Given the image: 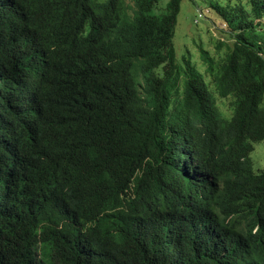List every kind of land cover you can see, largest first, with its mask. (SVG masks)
Masks as SVG:
<instances>
[{
  "label": "trees",
  "instance_id": "trees-1",
  "mask_svg": "<svg viewBox=\"0 0 264 264\" xmlns=\"http://www.w3.org/2000/svg\"><path fill=\"white\" fill-rule=\"evenodd\" d=\"M159 1L0 0V264H264V0H208L216 98Z\"/></svg>",
  "mask_w": 264,
  "mask_h": 264
},
{
  "label": "rangeland",
  "instance_id": "rangeland-1",
  "mask_svg": "<svg viewBox=\"0 0 264 264\" xmlns=\"http://www.w3.org/2000/svg\"><path fill=\"white\" fill-rule=\"evenodd\" d=\"M167 1L160 0L157 3L158 7H155L153 11L156 13L166 11ZM125 5L126 8L122 13V19L127 18V15L133 14V0H125ZM198 13H202L203 17L198 19ZM230 34L229 27L225 25L223 18L209 6L208 0L182 1L174 36V43L177 49V62L180 64L182 72L180 80L182 87L185 81V74L183 73L185 62L183 57L187 56L195 68L202 73L208 84V88L216 98L215 88H213L211 82L212 72L217 71L219 58L216 56L228 51L234 43V38ZM203 50L208 51V55L212 57L213 62H209L204 58ZM161 69V67L157 68V71ZM175 97L174 90L173 99ZM231 97L233 96L217 98L218 109L224 119H230L233 115L235 106H231L230 100L227 99ZM254 147L255 149L248 156L247 162L255 172H264V140L255 144Z\"/></svg>",
  "mask_w": 264,
  "mask_h": 264
},
{
  "label": "clouds",
  "instance_id": "clouds-1",
  "mask_svg": "<svg viewBox=\"0 0 264 264\" xmlns=\"http://www.w3.org/2000/svg\"><path fill=\"white\" fill-rule=\"evenodd\" d=\"M197 17H198V19L201 18V17H203L202 16V13H198Z\"/></svg>",
  "mask_w": 264,
  "mask_h": 264
}]
</instances>
